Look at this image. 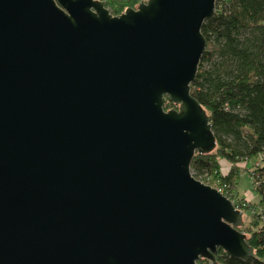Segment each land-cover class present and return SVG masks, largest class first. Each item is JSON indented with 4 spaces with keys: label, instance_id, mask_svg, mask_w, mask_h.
Segmentation results:
<instances>
[{
    "label": "water",
    "instance_id": "obj_1",
    "mask_svg": "<svg viewBox=\"0 0 264 264\" xmlns=\"http://www.w3.org/2000/svg\"><path fill=\"white\" fill-rule=\"evenodd\" d=\"M217 2L0 0V264L255 257L191 172L217 148L191 93Z\"/></svg>",
    "mask_w": 264,
    "mask_h": 264
},
{
    "label": "trees",
    "instance_id": "obj_2",
    "mask_svg": "<svg viewBox=\"0 0 264 264\" xmlns=\"http://www.w3.org/2000/svg\"><path fill=\"white\" fill-rule=\"evenodd\" d=\"M100 1L118 16L143 0ZM202 34L206 51L191 93L210 118L217 148L196 154L191 172L223 188L243 212L245 225L239 230L255 257L227 259L218 250L216 262L199 264H264V0H218ZM172 107L177 108L169 101L165 109ZM244 171L250 174L252 197L238 196L237 179Z\"/></svg>",
    "mask_w": 264,
    "mask_h": 264
},
{
    "label": "rangeland",
    "instance_id": "obj_3",
    "mask_svg": "<svg viewBox=\"0 0 264 264\" xmlns=\"http://www.w3.org/2000/svg\"><path fill=\"white\" fill-rule=\"evenodd\" d=\"M136 9V8H135ZM109 10V9H108ZM174 107L170 108L173 109ZM224 168V167H223ZM243 168V167H242ZM224 172H227V168L224 169ZM208 184H215L212 180H208ZM238 193L239 197L246 198L248 194L253 196L255 195L252 187V182L250 179V174L246 171L242 172L240 177L237 179ZM214 188V186H212ZM256 198V196H255ZM247 218V216L245 217Z\"/></svg>",
    "mask_w": 264,
    "mask_h": 264
},
{
    "label": "built area",
    "instance_id": "obj_4",
    "mask_svg": "<svg viewBox=\"0 0 264 264\" xmlns=\"http://www.w3.org/2000/svg\"><path fill=\"white\" fill-rule=\"evenodd\" d=\"M203 183H205V184H207V185H209L208 184V181H206V182H203ZM214 188H216L220 193H222L224 196H226L225 194H224V190H223V188H218V187H214ZM227 197V196H226ZM228 198V197H227ZM234 203V202H233ZM237 208V207H236ZM238 209V208H237Z\"/></svg>",
    "mask_w": 264,
    "mask_h": 264
},
{
    "label": "crops",
    "instance_id": "obj_5",
    "mask_svg": "<svg viewBox=\"0 0 264 264\" xmlns=\"http://www.w3.org/2000/svg\"><path fill=\"white\" fill-rule=\"evenodd\" d=\"M247 197H252V195L250 196L249 194H248V196Z\"/></svg>",
    "mask_w": 264,
    "mask_h": 264
}]
</instances>
